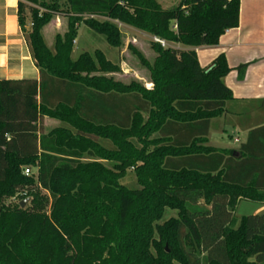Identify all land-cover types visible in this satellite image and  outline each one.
<instances>
[{
    "label": "trees",
    "instance_id": "1",
    "mask_svg": "<svg viewBox=\"0 0 264 264\" xmlns=\"http://www.w3.org/2000/svg\"><path fill=\"white\" fill-rule=\"evenodd\" d=\"M161 1L18 0L39 80L0 81V264H264V214L230 226L239 201L264 204V126L236 154L205 145L231 70L195 53L238 27L240 1ZM55 17L67 30L51 51ZM81 24L113 48L117 24L164 42L151 45V89L106 77L119 68L98 50L72 61ZM46 118L63 126L44 133ZM129 169L138 189L119 184Z\"/></svg>",
    "mask_w": 264,
    "mask_h": 264
},
{
    "label": "crops",
    "instance_id": "2",
    "mask_svg": "<svg viewBox=\"0 0 264 264\" xmlns=\"http://www.w3.org/2000/svg\"><path fill=\"white\" fill-rule=\"evenodd\" d=\"M239 1L238 27L225 32L216 46L195 49L201 68L222 54L231 70L223 83L233 99L222 115L210 121L205 145L234 154L251 130L264 126V0ZM17 5L18 0H0V81L39 80L26 35L18 23ZM29 29L26 21L25 30ZM241 65L246 69L239 79L236 69ZM47 122L55 120L44 119V133L60 127L48 128ZM241 202L248 201H239L237 206ZM257 204L262 206L258 214H264V204Z\"/></svg>",
    "mask_w": 264,
    "mask_h": 264
},
{
    "label": "rangeland",
    "instance_id": "3",
    "mask_svg": "<svg viewBox=\"0 0 264 264\" xmlns=\"http://www.w3.org/2000/svg\"><path fill=\"white\" fill-rule=\"evenodd\" d=\"M58 1L61 3L63 2V0ZM179 1L180 0H164L160 3L163 9H173ZM66 26L67 22L65 18L55 17L51 23L43 29L42 36L48 48L53 49L56 35L62 36L67 30ZM117 27L121 35V44L119 47L113 48L107 44L103 36L90 31L82 24L79 25L74 40L75 44H73L71 60L75 61L82 53L92 55L98 50L104 55L106 60L119 68L117 73L107 74L106 77L112 78L114 81L123 85L138 83L148 89L147 87H151L148 66L152 65L155 58L154 50L151 48L152 43H154L153 37L142 30H136L128 26L117 24ZM182 49H184V47H182ZM96 75L101 74L98 73ZM46 125L48 128L55 127L56 125L63 126L57 121H55V123L47 122ZM100 143L106 148H111V145L106 141H100ZM94 161L100 163L104 168L112 170L113 162L107 160ZM83 162L88 163L91 162V160L85 158ZM119 184L127 189H138L132 169L126 172V175L119 181ZM187 198L191 205L205 207L197 195H189ZM261 209L262 206L257 203L241 202L233 213L231 227L235 224L233 228H238L240 220L243 217L261 215L262 213L258 214L262 211ZM168 216H174V213L167 211L165 217Z\"/></svg>",
    "mask_w": 264,
    "mask_h": 264
},
{
    "label": "built area",
    "instance_id": "4",
    "mask_svg": "<svg viewBox=\"0 0 264 264\" xmlns=\"http://www.w3.org/2000/svg\"><path fill=\"white\" fill-rule=\"evenodd\" d=\"M30 27H31V24H30ZM154 39V42H156V43H159L162 47H164L165 46V43L164 42H162V41H160V40H158V39H155V38H153ZM148 89H151V87H147ZM24 175L25 176H29L30 175V171H29V169H24Z\"/></svg>",
    "mask_w": 264,
    "mask_h": 264
},
{
    "label": "water",
    "instance_id": "5",
    "mask_svg": "<svg viewBox=\"0 0 264 264\" xmlns=\"http://www.w3.org/2000/svg\"><path fill=\"white\" fill-rule=\"evenodd\" d=\"M27 202H28V200L22 201V202L20 203V207L23 208Z\"/></svg>",
    "mask_w": 264,
    "mask_h": 264
}]
</instances>
